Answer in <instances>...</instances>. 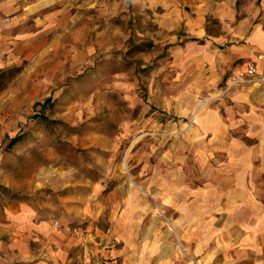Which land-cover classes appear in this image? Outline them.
I'll use <instances>...</instances> for the list:
<instances>
[{
  "label": "rangeland",
  "instance_id": "374dc122",
  "mask_svg": "<svg viewBox=\"0 0 264 264\" xmlns=\"http://www.w3.org/2000/svg\"><path fill=\"white\" fill-rule=\"evenodd\" d=\"M261 1L0 0V264L142 262L128 191L197 173V125L244 82L225 45Z\"/></svg>",
  "mask_w": 264,
  "mask_h": 264
},
{
  "label": "crops",
  "instance_id": "0c3cea01",
  "mask_svg": "<svg viewBox=\"0 0 264 264\" xmlns=\"http://www.w3.org/2000/svg\"><path fill=\"white\" fill-rule=\"evenodd\" d=\"M262 26L264 0L228 39L226 69L254 63L264 71ZM197 131L210 136L194 157L197 173L182 158L187 171L177 170L173 178L166 172L151 175L143 193L128 191V238L143 221L140 264H192L189 256L207 264H264V82L233 84Z\"/></svg>",
  "mask_w": 264,
  "mask_h": 264
},
{
  "label": "built area",
  "instance_id": "2783aa9c",
  "mask_svg": "<svg viewBox=\"0 0 264 264\" xmlns=\"http://www.w3.org/2000/svg\"><path fill=\"white\" fill-rule=\"evenodd\" d=\"M237 81L264 82V71H260L254 63H248L235 71Z\"/></svg>",
  "mask_w": 264,
  "mask_h": 264
},
{
  "label": "trees",
  "instance_id": "16d2710c",
  "mask_svg": "<svg viewBox=\"0 0 264 264\" xmlns=\"http://www.w3.org/2000/svg\"><path fill=\"white\" fill-rule=\"evenodd\" d=\"M49 97H47L43 102H42V104H44L46 101H49ZM43 117V116H42ZM13 141H16V138H13Z\"/></svg>",
  "mask_w": 264,
  "mask_h": 264
}]
</instances>
